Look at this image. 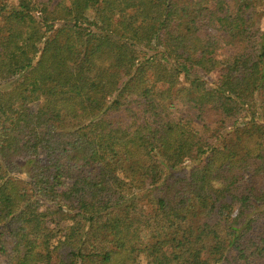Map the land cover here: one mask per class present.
I'll use <instances>...</instances> for the list:
<instances>
[{
    "label": "trees",
    "instance_id": "1",
    "mask_svg": "<svg viewBox=\"0 0 264 264\" xmlns=\"http://www.w3.org/2000/svg\"><path fill=\"white\" fill-rule=\"evenodd\" d=\"M53 1L0 0V264H264V0Z\"/></svg>",
    "mask_w": 264,
    "mask_h": 264
},
{
    "label": "rangeland",
    "instance_id": "2",
    "mask_svg": "<svg viewBox=\"0 0 264 264\" xmlns=\"http://www.w3.org/2000/svg\"><path fill=\"white\" fill-rule=\"evenodd\" d=\"M16 1H17V0H6V2H7L9 5L16 4ZM41 1H47V0H41ZM57 1H59V0H54V1H53V5H54ZM262 11H263V18H262L261 26H262V28H264V6H263V8H262ZM218 143H219V142H218ZM218 143H217V144H218ZM200 160H201V162H203L204 157H202ZM195 163H196V162H195ZM192 164H194V162H192ZM187 165H188V164H187ZM166 252H168V249L165 250V253H166Z\"/></svg>",
    "mask_w": 264,
    "mask_h": 264
}]
</instances>
